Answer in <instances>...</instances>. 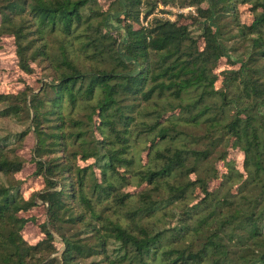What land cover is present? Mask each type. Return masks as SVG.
<instances>
[{"label": "trees", "instance_id": "1", "mask_svg": "<svg viewBox=\"0 0 264 264\" xmlns=\"http://www.w3.org/2000/svg\"><path fill=\"white\" fill-rule=\"evenodd\" d=\"M4 37L0 264H264V0H0Z\"/></svg>", "mask_w": 264, "mask_h": 264}, {"label": "rangeland", "instance_id": "2", "mask_svg": "<svg viewBox=\"0 0 264 264\" xmlns=\"http://www.w3.org/2000/svg\"><path fill=\"white\" fill-rule=\"evenodd\" d=\"M160 7L169 9L171 11H178V7L174 5H163L160 4ZM191 7V6H190ZM186 8V7H185ZM190 11V10H189ZM158 13H164L159 11ZM166 13V12H165ZM187 13V11H184ZM250 12L246 8H242L241 18L243 21H250L251 16ZM171 16L172 14L169 13ZM227 65L226 59H222L220 62V67H225ZM39 74L27 75L20 71L18 67V59L15 51V45L12 37H4L0 41V91L7 92L13 91L17 92L22 90L25 86V83H28L34 87H38L39 83L37 81ZM5 127L13 130L19 131L24 129V125L16 122L14 120H5L2 123ZM35 145V136L30 133L25 141L22 148L19 150L20 154L26 159V164L21 172L16 174L18 179L23 181V188L25 194L28 196L33 190L40 189L44 182L40 177L35 176L33 173L36 169L35 164L32 162V150ZM230 157L234 158L238 164V167L243 168L244 155L239 149H232L230 152ZM26 216L33 217L34 220H31L27 223L24 228L25 238L32 244H35L42 238V232L40 228V223L43 222L46 218L44 208L38 207L35 210L25 213ZM58 248L62 247L60 241H57Z\"/></svg>", "mask_w": 264, "mask_h": 264}, {"label": "built area", "instance_id": "3", "mask_svg": "<svg viewBox=\"0 0 264 264\" xmlns=\"http://www.w3.org/2000/svg\"><path fill=\"white\" fill-rule=\"evenodd\" d=\"M193 8L192 7H186V8H183V9H178V11H189V10H192ZM161 15H166L165 13H160ZM169 17H171L170 15H168ZM147 23V22H145Z\"/></svg>", "mask_w": 264, "mask_h": 264}]
</instances>
